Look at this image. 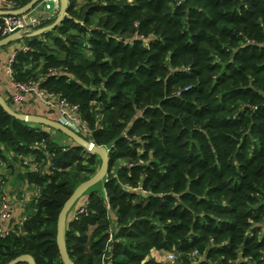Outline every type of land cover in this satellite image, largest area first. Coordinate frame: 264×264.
<instances>
[{
    "label": "trees",
    "instance_id": "16d2710c",
    "mask_svg": "<svg viewBox=\"0 0 264 264\" xmlns=\"http://www.w3.org/2000/svg\"><path fill=\"white\" fill-rule=\"evenodd\" d=\"M16 42L28 50L14 51L13 80L75 105L80 134L111 149L108 176L68 218L75 264H162L146 260L153 250L177 264H264V0H69L61 24ZM51 130L0 106V190L14 208L15 165L21 188L40 187L0 237V264H64L59 214L101 159Z\"/></svg>",
    "mask_w": 264,
    "mask_h": 264
},
{
    "label": "water",
    "instance_id": "95a60500",
    "mask_svg": "<svg viewBox=\"0 0 264 264\" xmlns=\"http://www.w3.org/2000/svg\"><path fill=\"white\" fill-rule=\"evenodd\" d=\"M59 4V12L56 15L55 20L53 23L41 27L40 29L33 31L29 34H21L20 32H15L8 36L3 37L0 40V48L9 45L10 43L23 40L28 36H39L44 34L48 31H51L56 26L61 24L64 18L67 15V11L69 8V0H31L27 5L20 8L15 14H24L30 12L33 9H37L40 12H45V6H49L50 13L48 18L53 19L55 14V10L57 5ZM8 14H12L11 12L0 10V16H5ZM0 106L7 112L9 115L13 116L17 120L34 123L38 125L45 126L50 129H54L65 134L69 139H71L75 145L83 147L88 152L94 155H98L101 159V166L100 169L93 175L91 178L86 180L85 182L81 183L69 199L65 202L58 218V233H57V243L59 246L60 254L64 264H75V262L71 259L66 243V228L68 223L69 215L78 201L86 194V192L93 187L94 185L98 184L102 180H104L109 173L110 169V161H111V149L106 146H100L96 144L94 141L86 139L76 130L72 129L71 127L67 126L63 122L58 119L51 118L41 114L35 113H25L17 111L14 107H12L7 99L2 95L0 92ZM29 263V264H37L36 259L31 254H22L18 256L16 259L11 261L9 264H21V263Z\"/></svg>",
    "mask_w": 264,
    "mask_h": 264
},
{
    "label": "built area",
    "instance_id": "2783aa9c",
    "mask_svg": "<svg viewBox=\"0 0 264 264\" xmlns=\"http://www.w3.org/2000/svg\"><path fill=\"white\" fill-rule=\"evenodd\" d=\"M15 3L13 0H0V10L11 12L12 14H8L3 16L4 25L2 27V32L4 37L15 32H20L21 34H29L33 31H36L41 27L42 23L47 20H51L50 18L44 17L40 18L36 15L38 14L37 9H33L30 12L24 14H15L19 9L14 8ZM45 8L49 6L44 5ZM56 14H54L53 19ZM24 51L28 50V46L25 44L21 46ZM15 61V52L7 61V72L12 76L13 73V63ZM12 96L13 102L18 107H24L25 103L29 96H33L36 101L44 106L48 111L54 113L56 118L76 130L78 133H88L89 129L87 123L80 117L78 113V109L75 105L70 104L66 99H63L59 96H53L47 93L44 89L39 87V84L35 81L29 82H18L12 81ZM39 145V144H37ZM45 147L44 142L40 144ZM34 160V159H33ZM28 163V160L25 161ZM36 170L39 169V164H33ZM3 163L0 162V171L2 170ZM34 190L31 194V201L35 199V197L40 192V187L34 186ZM87 202V200H86ZM26 207L27 205H22V213L20 217H15L14 208L10 202L9 197H7L0 190V237L13 231V227L10 225L11 220L15 219L20 221L26 217ZM85 205L80 208V212H83L85 209ZM72 217H76L73 215ZM112 241V239H111ZM177 259L176 253H170L169 260L174 261Z\"/></svg>",
    "mask_w": 264,
    "mask_h": 264
},
{
    "label": "crops",
    "instance_id": "0c3cea01",
    "mask_svg": "<svg viewBox=\"0 0 264 264\" xmlns=\"http://www.w3.org/2000/svg\"><path fill=\"white\" fill-rule=\"evenodd\" d=\"M59 4L56 7L55 10V14L57 15L59 12ZM50 13V10L48 7L45 8V12H38V14L36 13V15L40 18H44L47 17ZM22 45H24V42H13L10 43L9 45L5 46V47H1L0 48V92L2 93V95L6 98L9 99L11 97V93H12V81L13 78L12 76L7 72V61L8 59L12 56V54L14 53V51L21 47ZM25 110L28 113H35V114H41V115H45L51 118H56V115L50 111H48L44 106L40 105L36 99H34L33 96H29L25 106H24ZM17 181L19 182V184H22V181H20V178L17 174L16 176ZM5 182V181H4ZM22 185H17L15 187L12 188L11 191L8 190V187L6 188V191L8 193L9 196H11L12 200L14 201V215L15 217H20L21 213H22V205H28L31 201V194L34 190V186L33 187H28L25 184V187L23 186L21 188ZM22 189L24 190V194L22 195V198H19L18 195H16V193L14 192L15 190H19ZM10 199V198H9ZM76 207H74L72 209V216L73 214L76 212L77 210V205H75ZM70 215V216H71ZM158 250H153L149 256L147 257V260L152 259L153 257V252H157ZM21 264H29V263H21Z\"/></svg>",
    "mask_w": 264,
    "mask_h": 264
},
{
    "label": "rangeland",
    "instance_id": "374dc122",
    "mask_svg": "<svg viewBox=\"0 0 264 264\" xmlns=\"http://www.w3.org/2000/svg\"><path fill=\"white\" fill-rule=\"evenodd\" d=\"M55 17H56V15H55ZM51 132H52V136L54 138H56L58 141L70 142V140L68 138H66L64 135H62L61 133H59L57 131H53V130H51ZM7 155L9 156L10 159L12 158V154H10V152ZM20 170L21 169H20L19 165H15L13 170H11L10 172H7V173H10V174L6 173V175L8 177L7 180H6V188L8 187L9 191H11L13 187H15L17 185H21V184H19V182L16 179V176H17V174L19 173ZM170 253H173V252H166V251L153 252L152 259H154L156 261H159L162 264H177L176 260H174V261H170L169 260ZM147 257H146V260H147Z\"/></svg>",
    "mask_w": 264,
    "mask_h": 264
}]
</instances>
